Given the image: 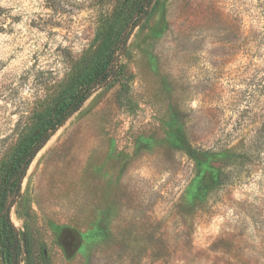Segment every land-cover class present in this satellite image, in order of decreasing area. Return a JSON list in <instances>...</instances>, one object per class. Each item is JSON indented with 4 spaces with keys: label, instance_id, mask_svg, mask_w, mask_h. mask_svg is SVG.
<instances>
[{
    "label": "rangeland",
    "instance_id": "1",
    "mask_svg": "<svg viewBox=\"0 0 264 264\" xmlns=\"http://www.w3.org/2000/svg\"><path fill=\"white\" fill-rule=\"evenodd\" d=\"M80 92L9 211L30 264H264V0H0V187Z\"/></svg>",
    "mask_w": 264,
    "mask_h": 264
},
{
    "label": "trees",
    "instance_id": "2",
    "mask_svg": "<svg viewBox=\"0 0 264 264\" xmlns=\"http://www.w3.org/2000/svg\"><path fill=\"white\" fill-rule=\"evenodd\" d=\"M112 52V51H111ZM113 53L108 57L111 64ZM105 78H106V74ZM98 78L95 76L92 83ZM79 89V88H78ZM80 92L71 101L61 102V105L49 111L55 117L50 122H44L40 128L27 134L20 142L11 160L5 165L0 187V261L1 264H30L32 256V240L29 236L19 235L9 217L10 209L17 203L21 193V185L25 173L38 152L48 142L51 133L62 124L69 113L76 111L86 100ZM264 145V133H259L251 141V147L258 151ZM259 152V151H258ZM219 178V174L218 177ZM216 178V179H217ZM220 180V178H219ZM223 185L230 186V182Z\"/></svg>",
    "mask_w": 264,
    "mask_h": 264
}]
</instances>
